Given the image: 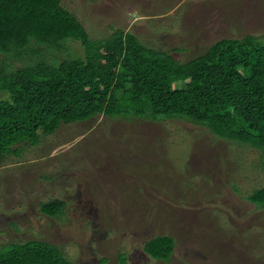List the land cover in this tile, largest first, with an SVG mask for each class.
Listing matches in <instances>:
<instances>
[{
  "label": "rangeland",
  "instance_id": "374dc122",
  "mask_svg": "<svg viewBox=\"0 0 264 264\" xmlns=\"http://www.w3.org/2000/svg\"><path fill=\"white\" fill-rule=\"evenodd\" d=\"M145 1L60 4L92 42L120 29L179 62L217 40L264 32V0H178L159 15ZM63 44L57 62L84 61L79 42ZM36 60H11L10 69ZM58 96L73 106L66 92ZM19 146L18 156L0 161V246L40 240L73 264H118L119 255L125 264H264V209L248 200L264 187V158L255 149L185 122L102 114ZM53 199L65 203L59 217L40 212ZM157 237L175 244L167 262L143 250Z\"/></svg>",
  "mask_w": 264,
  "mask_h": 264
},
{
  "label": "trees",
  "instance_id": "16d2710c",
  "mask_svg": "<svg viewBox=\"0 0 264 264\" xmlns=\"http://www.w3.org/2000/svg\"><path fill=\"white\" fill-rule=\"evenodd\" d=\"M61 1L0 0V161L18 156L19 145L37 146L61 125L99 114L201 126L215 139L255 149L264 158V32L217 40L201 55L179 62L120 29L92 42ZM66 41L83 46L84 61L57 62L55 52ZM25 56L37 60L10 69L9 61ZM58 92H66L73 106ZM248 200L253 210L264 209V187ZM64 207L53 199L42 202L40 212L59 217ZM174 248L172 239L157 237L143 250L167 262ZM0 264L73 263L57 246L32 240L1 245ZM118 264H125L122 255Z\"/></svg>",
  "mask_w": 264,
  "mask_h": 264
},
{
  "label": "crops",
  "instance_id": "0c3cea01",
  "mask_svg": "<svg viewBox=\"0 0 264 264\" xmlns=\"http://www.w3.org/2000/svg\"><path fill=\"white\" fill-rule=\"evenodd\" d=\"M176 2H178V0H146L145 4L142 5L143 7H147V5L149 4L150 7L155 8L153 12H156L157 15L164 12H167L169 10H171L173 8V6H176ZM139 6V5H138ZM141 7V6H139ZM177 7L179 8L180 5H177ZM142 8V7H141Z\"/></svg>",
  "mask_w": 264,
  "mask_h": 264
}]
</instances>
